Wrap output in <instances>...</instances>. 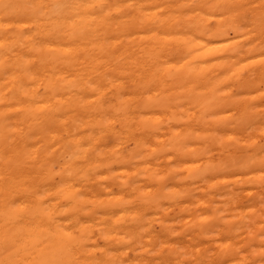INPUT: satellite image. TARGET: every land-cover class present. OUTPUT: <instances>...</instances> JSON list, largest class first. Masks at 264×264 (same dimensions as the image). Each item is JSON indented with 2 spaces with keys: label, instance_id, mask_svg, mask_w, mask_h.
Listing matches in <instances>:
<instances>
[{
  "label": "bare ground",
  "instance_id": "bare-ground-1",
  "mask_svg": "<svg viewBox=\"0 0 264 264\" xmlns=\"http://www.w3.org/2000/svg\"><path fill=\"white\" fill-rule=\"evenodd\" d=\"M104 1L55 14L109 27ZM142 2L129 42L72 22L26 47L0 35V165L42 185L23 244L49 222L39 264H264V0Z\"/></svg>",
  "mask_w": 264,
  "mask_h": 264
},
{
  "label": "rangeland",
  "instance_id": "rangeland-1",
  "mask_svg": "<svg viewBox=\"0 0 264 264\" xmlns=\"http://www.w3.org/2000/svg\"><path fill=\"white\" fill-rule=\"evenodd\" d=\"M38 1L40 2L39 8L34 6ZM52 1L31 0L27 4L29 6L27 13H18L19 11H17L15 14L0 17V23L3 25L0 35L3 38L9 37V41L17 40V45L26 47L33 43L41 44L44 39H47L44 34L49 36L52 30H61V25H64L65 22H72L73 24L75 23L77 28L74 31H78V33L84 31V35H95L94 37L107 42H129L135 40L134 38L140 35L145 27L140 16L142 10L147 8L142 6L144 4L142 0H105L103 3L94 4L93 12L101 14L100 12L106 11L105 21L114 25L111 24L109 27L105 25L100 27V29H98L97 23L93 22L87 14V17L84 14L75 12H69L71 15L68 16L64 15L65 13L56 15L55 13L59 14L55 10L57 9L58 0ZM53 3L55 6H50ZM98 5L101 7H98ZM117 9L120 10L118 11ZM69 11H71L70 8ZM127 14L129 15L127 16ZM53 22L56 23L54 24ZM52 25H54V28ZM97 29L98 31H96ZM97 32L99 33L98 36L96 35ZM10 37L14 38L11 39ZM14 169L18 171H14ZM33 178L30 165H0V229H15V231H11L10 238L6 236L9 238L8 241H0V254L3 255H0V264H39V248L43 245L42 241L46 240L44 235L49 222L44 230H42L43 227L40 228L39 238L32 245L23 244L28 240L27 237L30 234L37 233L36 229L41 218L36 211L35 187L42 185H37ZM44 191H46V186L41 188L39 200L44 202V205H47L48 201L45 198ZM4 193L6 194V199L3 198ZM42 223L39 225L42 226ZM0 231H3L2 235H4L5 229ZM21 245L25 247H21ZM44 262H47V260Z\"/></svg>",
  "mask_w": 264,
  "mask_h": 264
}]
</instances>
